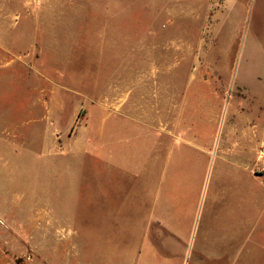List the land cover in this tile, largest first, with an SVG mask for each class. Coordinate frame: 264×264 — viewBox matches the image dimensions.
<instances>
[{
	"label": "rangeland",
	"instance_id": "obj_1",
	"mask_svg": "<svg viewBox=\"0 0 264 264\" xmlns=\"http://www.w3.org/2000/svg\"><path fill=\"white\" fill-rule=\"evenodd\" d=\"M28 5L37 14L27 24L22 19L13 37H32L27 25L42 42L13 50L23 64L7 80L0 76V201L8 203L0 202V252L6 259L134 264L113 256L133 253V227L122 226L123 236L102 222L98 193L95 205L86 206V189L100 185L90 166L101 167L100 159H87L100 151L103 133L149 138L156 127L163 137L199 139L208 157L205 194L182 264H264V0ZM179 122L187 129H176ZM105 123L110 129H102ZM240 142L246 148L236 150L251 160L228 178L233 164L213 166L212 157L232 154ZM159 245L154 240L157 256L148 264H173Z\"/></svg>",
	"mask_w": 264,
	"mask_h": 264
},
{
	"label": "crops",
	"instance_id": "obj_2",
	"mask_svg": "<svg viewBox=\"0 0 264 264\" xmlns=\"http://www.w3.org/2000/svg\"><path fill=\"white\" fill-rule=\"evenodd\" d=\"M28 4L29 0H0V74H2L0 76H5L6 80L9 72L14 73L15 65L23 64V61L13 59V50L19 48L24 50L26 47L27 51L42 42L38 31H31L27 25L24 26L26 33L29 32L30 35L31 32L32 37L27 35L20 40L13 37V28L18 27L17 24L22 19H24L22 22L27 24L32 16ZM33 13L36 16L37 12ZM187 100L185 98L182 106L187 104ZM190 124L197 130L204 129L200 122ZM103 125L102 129H110L109 124ZM187 126L179 122L176 129L183 131ZM152 130L149 138L132 136L125 138L120 137L119 133L115 136L102 134L100 151L87 159V161L100 159L101 167L95 165L97 162L93 163V168L90 166L91 170L94 169L92 175L96 178L100 176V185L86 189V206L91 209L95 205L94 193H98L103 209L96 216L102 222L113 225L116 233L123 236L125 234L122 226L133 227V253L113 256L131 257L134 264H148L150 257L157 256L153 242L158 240L162 243L158 249L160 248L161 252L163 250V256L166 259L173 258V264H182L189 253L191 228L199 209V202L205 194L203 185L208 157L205 155V145L199 139L190 143L187 138L182 137L183 133L174 139L172 134L167 136V133L163 137L162 133L157 132L156 127ZM244 140L247 143V139ZM245 143L234 145L232 147L234 154L214 155L213 166L222 161L230 162L233 165L227 164V175L228 178L235 177L238 174L237 170L242 171L246 162L251 160L249 157L244 158L243 154L236 150L239 148L244 152L247 145ZM125 145H128V149ZM185 163L192 164L190 170L179 169ZM219 163L216 166L220 167ZM103 178H106V181H102ZM0 202L8 204L7 200ZM130 210L131 215L126 213ZM0 264L13 263L0 252Z\"/></svg>",
	"mask_w": 264,
	"mask_h": 264
}]
</instances>
